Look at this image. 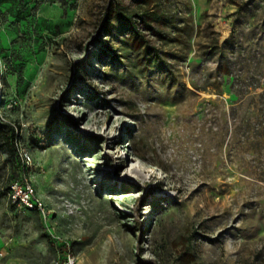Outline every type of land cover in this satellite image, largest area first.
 I'll return each instance as SVG.
<instances>
[{
  "label": "rangeland",
  "instance_id": "1",
  "mask_svg": "<svg viewBox=\"0 0 264 264\" xmlns=\"http://www.w3.org/2000/svg\"><path fill=\"white\" fill-rule=\"evenodd\" d=\"M72 259L264 264V0H0V264Z\"/></svg>",
  "mask_w": 264,
  "mask_h": 264
},
{
  "label": "built area",
  "instance_id": "2",
  "mask_svg": "<svg viewBox=\"0 0 264 264\" xmlns=\"http://www.w3.org/2000/svg\"><path fill=\"white\" fill-rule=\"evenodd\" d=\"M21 156L25 163L29 162L30 156L28 153L24 152ZM6 193L9 199L19 207H23L30 211H36L43 218L49 216V210L44 199L36 190L30 177L25 173L10 181ZM73 262V259L70 260L71 264H73Z\"/></svg>",
  "mask_w": 264,
  "mask_h": 264
},
{
  "label": "trees",
  "instance_id": "3",
  "mask_svg": "<svg viewBox=\"0 0 264 264\" xmlns=\"http://www.w3.org/2000/svg\"><path fill=\"white\" fill-rule=\"evenodd\" d=\"M2 134L5 137V140L8 143L11 144V146L13 147V149L17 148L16 147V135H15V129H14V127H12L10 125H5V127H3ZM12 173H13V177L14 178H18L19 175L21 174L20 168L18 166L14 165L13 166Z\"/></svg>",
  "mask_w": 264,
  "mask_h": 264
}]
</instances>
